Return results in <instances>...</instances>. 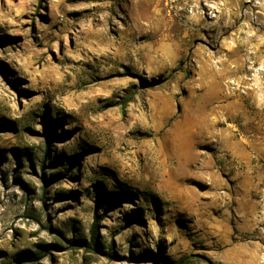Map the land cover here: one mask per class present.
<instances>
[{"label": "rangeland", "instance_id": "rangeland-1", "mask_svg": "<svg viewBox=\"0 0 264 264\" xmlns=\"http://www.w3.org/2000/svg\"><path fill=\"white\" fill-rule=\"evenodd\" d=\"M24 251L264 264V0H0V264Z\"/></svg>", "mask_w": 264, "mask_h": 264}, {"label": "trees", "instance_id": "trees-1", "mask_svg": "<svg viewBox=\"0 0 264 264\" xmlns=\"http://www.w3.org/2000/svg\"><path fill=\"white\" fill-rule=\"evenodd\" d=\"M48 142H51V136L48 138ZM76 159L71 158V163H76ZM99 223V218L96 219L94 225H93V229H92V238L95 240L96 239V234L98 233L97 231V225ZM22 256L33 259V260H38L40 259V257L42 256V254H36V253H32L31 251H24V254L20 255L19 259H16L17 264H22L21 263V259ZM192 263V259L189 257H184L180 260H178L177 264H191Z\"/></svg>", "mask_w": 264, "mask_h": 264}]
</instances>
